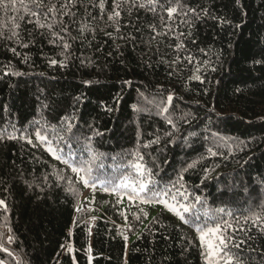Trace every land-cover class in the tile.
I'll use <instances>...</instances> for the list:
<instances>
[{"label":"trees","instance_id":"16d2710c","mask_svg":"<svg viewBox=\"0 0 264 264\" xmlns=\"http://www.w3.org/2000/svg\"><path fill=\"white\" fill-rule=\"evenodd\" d=\"M117 2L0 7V264H264V0Z\"/></svg>","mask_w":264,"mask_h":264},{"label":"snow or ice","instance_id":"6c2138e0","mask_svg":"<svg viewBox=\"0 0 264 264\" xmlns=\"http://www.w3.org/2000/svg\"><path fill=\"white\" fill-rule=\"evenodd\" d=\"M29 2L33 6V9H27V5H25L24 0H8V3H4V0H0V7H4L5 9H8V8L15 9L16 4L19 3L22 7H25L29 11V14L31 16L37 17V20H36L37 26L40 28H43V27H45V24L41 23L40 19H39V17L41 16V12H38L34 9H40L43 12L44 16L47 17L48 14H55V13H60L62 15H70V13L68 11H62V10L69 8V5L74 6V0H67V3L61 4L59 8H57L56 5H54L51 2V0H47V3L45 2V0H29ZM151 2H152V0H150V3ZM114 4H115V9H119L121 7L120 3L117 2V0H114ZM103 6H104L103 0H101L100 7L103 8ZM140 7H144V5L141 4ZM168 12H169V15H171L172 13L176 12V8H169ZM72 15H74V13H72ZM119 16H120V11L114 10L113 13L111 15H109L108 19L114 20V18H118ZM20 19H23V17H20ZM59 23L61 24L60 31L61 32H68V26L63 21H60ZM19 27H20V25L18 23H14V28H19ZM47 27L51 28L52 25L49 24V25H47ZM81 31H83V29H81ZM53 34L58 35V33H53ZM109 35H111V34L109 33ZM12 36L19 38L18 33L15 31H12ZM59 39L63 41L62 36H60ZM24 46L27 47V45H24ZM180 46L181 45H178L177 47H180ZM63 47L68 48L69 44L64 43ZM13 52H15V49H13ZM51 63L55 64V63H57V61L53 60V61H51ZM196 78L199 79V77H196ZM171 99L172 98L169 97V101H171ZM37 136L41 140L45 139V137L41 136L40 133H37ZM10 138H13V137H10ZM155 142H157V141H153V143H155ZM29 143H31V141H29ZM49 150L51 151V149H49ZM57 158H59V157H57ZM65 163H67V161H65ZM136 167L141 168V167H143V165L137 164ZM188 167L191 168V167H193V165H189ZM72 170L74 172L87 171L90 173L92 169L89 166L87 168V170H85L84 168L77 169L75 167ZM82 180L86 186H90V180H89L87 175L82 177ZM92 186H94V185H92ZM146 188H147V184L141 183L139 185V192L145 191ZM133 193H134V195H130L129 199H134V198H136V196H138L139 193L137 192L135 187L133 188ZM158 195H159V193H155V192L153 193L154 197H156ZM196 199L198 201L199 197H197ZM141 202L142 203H149L150 201L142 200ZM3 204H4V201L0 200V205H3ZM165 205L169 208L170 211L175 212L176 215L181 218V220H184L185 223L188 222L187 220H185V217L182 214V212L180 211V209H178L175 205H168L167 201H165ZM180 208L183 209V212L189 211V208L186 205H180ZM261 219H264V217L257 216L253 222L255 223L256 221H259ZM196 230H197V232L200 233V240L202 242L205 240V236L209 233L214 235L216 237V240L218 241V244H213V243L208 244V248H209L208 255H209V257L219 256V255L223 254L225 264H233L234 257L231 255H228L224 251L225 249L228 248V241H229L230 237L224 235V230L221 228V226L219 224H216L214 227L207 228V232H204L200 227H197ZM261 231L264 232V228H261ZM242 243H244V241H241V244ZM232 246L235 248H239L241 245L233 243ZM4 250L6 251V249H4ZM209 264H213V261L211 259L209 260ZM235 264H241V262L239 260H236Z\"/></svg>","mask_w":264,"mask_h":264},{"label":"rangeland","instance_id":"374dc122","mask_svg":"<svg viewBox=\"0 0 264 264\" xmlns=\"http://www.w3.org/2000/svg\"><path fill=\"white\" fill-rule=\"evenodd\" d=\"M165 201H167V200H163L160 204H158V205H156V206H153L154 207V211H156V210H163L164 212H166V213H168V214H172V215H176V213L175 212H173V211H170L169 210V208L165 205ZM167 204L168 205H175L178 209H180V211L182 212V208H180V206L179 205H177V204H174V203H171V202H169V201H167ZM177 216V215H176ZM129 241L127 242V247H128V245H129ZM69 250H72V248H71V246H69Z\"/></svg>","mask_w":264,"mask_h":264},{"label":"built area","instance_id":"2783aa9c","mask_svg":"<svg viewBox=\"0 0 264 264\" xmlns=\"http://www.w3.org/2000/svg\"><path fill=\"white\" fill-rule=\"evenodd\" d=\"M9 236V235H8ZM7 237V236H6ZM6 240H9V237L6 238Z\"/></svg>","mask_w":264,"mask_h":264},{"label":"bare ground","instance_id":"6f19581e","mask_svg":"<svg viewBox=\"0 0 264 264\" xmlns=\"http://www.w3.org/2000/svg\"><path fill=\"white\" fill-rule=\"evenodd\" d=\"M63 110V109H62ZM70 111V110H69ZM56 117V116H55ZM89 125V124H88ZM62 140V139H61ZM177 145V144H176ZM179 149V148H178ZM179 152V151H178ZM56 161V160H55Z\"/></svg>","mask_w":264,"mask_h":264}]
</instances>
